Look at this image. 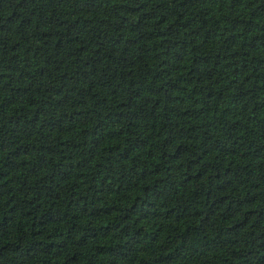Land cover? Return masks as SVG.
Returning <instances> with one entry per match:
<instances>
[{
  "label": "trees",
  "instance_id": "obj_1",
  "mask_svg": "<svg viewBox=\"0 0 264 264\" xmlns=\"http://www.w3.org/2000/svg\"><path fill=\"white\" fill-rule=\"evenodd\" d=\"M0 264H264V0H0Z\"/></svg>",
  "mask_w": 264,
  "mask_h": 264
}]
</instances>
